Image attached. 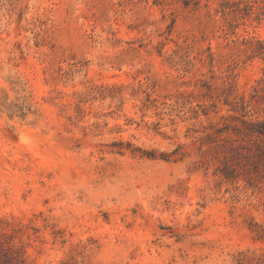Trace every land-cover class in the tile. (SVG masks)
<instances>
[{
	"label": "rangeland",
	"instance_id": "374dc122",
	"mask_svg": "<svg viewBox=\"0 0 264 264\" xmlns=\"http://www.w3.org/2000/svg\"><path fill=\"white\" fill-rule=\"evenodd\" d=\"M263 47L264 0H0V264H264Z\"/></svg>",
	"mask_w": 264,
	"mask_h": 264
},
{
	"label": "trees",
	"instance_id": "16d2710c",
	"mask_svg": "<svg viewBox=\"0 0 264 264\" xmlns=\"http://www.w3.org/2000/svg\"><path fill=\"white\" fill-rule=\"evenodd\" d=\"M258 56L264 59L261 53ZM243 109L246 110V106ZM240 123L241 125H238L237 128L241 130V134H245V136L251 138L250 146L235 144L223 145L221 150L224 154L225 166L222 173L226 177H233L236 168H241L243 165H250L251 169L247 168V171L264 177V121L258 118L249 119L247 112L242 115Z\"/></svg>",
	"mask_w": 264,
	"mask_h": 264
}]
</instances>
